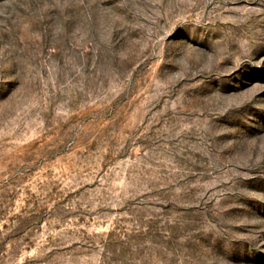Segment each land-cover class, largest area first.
Wrapping results in <instances>:
<instances>
[{"label":"rangeland","instance_id":"1","mask_svg":"<svg viewBox=\"0 0 264 264\" xmlns=\"http://www.w3.org/2000/svg\"><path fill=\"white\" fill-rule=\"evenodd\" d=\"M0 264H264V0H0Z\"/></svg>","mask_w":264,"mask_h":264}]
</instances>
